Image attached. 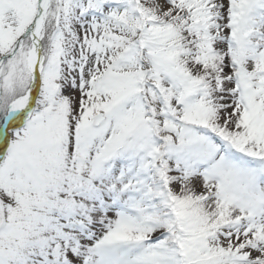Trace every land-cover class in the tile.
Instances as JSON below:
<instances>
[{"label": "snow or ice", "instance_id": "1", "mask_svg": "<svg viewBox=\"0 0 264 264\" xmlns=\"http://www.w3.org/2000/svg\"><path fill=\"white\" fill-rule=\"evenodd\" d=\"M0 264H264V0H0Z\"/></svg>", "mask_w": 264, "mask_h": 264}]
</instances>
